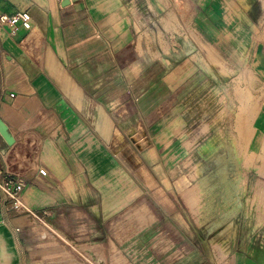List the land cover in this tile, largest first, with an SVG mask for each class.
<instances>
[{"label": "crops", "instance_id": "obj_1", "mask_svg": "<svg viewBox=\"0 0 264 264\" xmlns=\"http://www.w3.org/2000/svg\"><path fill=\"white\" fill-rule=\"evenodd\" d=\"M2 14L31 28L0 26V168L47 216L0 203V264H264V180L249 178L241 226L216 232L225 222L192 211L210 197L188 152L168 149L198 77L185 47L253 61L264 86V0H0ZM138 23L162 27L156 50ZM249 124L264 136V102Z\"/></svg>", "mask_w": 264, "mask_h": 264}, {"label": "rangeland", "instance_id": "obj_2", "mask_svg": "<svg viewBox=\"0 0 264 264\" xmlns=\"http://www.w3.org/2000/svg\"><path fill=\"white\" fill-rule=\"evenodd\" d=\"M138 25L141 31L139 35L148 32L155 38L154 43H146L144 48L156 50L159 46L157 36L162 27H146L147 25L144 26L143 23ZM142 38L147 41L145 36ZM197 48L200 51L202 45ZM185 50L188 54L187 64L191 65L198 77L195 83L180 93L181 102L176 101L179 105L175 109L174 116H179L181 130L176 135L175 141L170 142L168 149L173 147H178L182 151L186 149L185 152L187 151L188 155L181 156L179 161L183 166H187V178L192 181H203L208 187L206 190L207 197H210L208 204L203 205V208L198 206L197 210L192 211L199 214L202 212L205 216L215 219L216 225L225 222L221 230L216 232H230V229H227L231 225L234 230L237 224L241 226V220L240 222L237 220L242 219L244 204L246 206L250 202V206H253L254 201L248 202L246 194L249 178L252 185L259 180H264L262 178L264 177V136L255 135L246 145L245 139H242L238 132V116L242 107L239 98L242 91L250 90L253 97L257 99L258 105L264 102V86L260 77L262 73L257 71L253 61L241 58L228 61L220 58L221 62L216 65L210 59L205 60V56L197 54V51L190 54L191 51L187 47ZM227 73L230 74L227 75ZM253 74L257 80L253 86H249L248 79ZM192 88L195 89L191 91ZM124 111L126 109H122V113ZM132 129L134 128L131 123L125 126L127 131L132 132ZM131 134L138 139V142L146 143L138 134L134 132ZM171 161L172 163L175 161L174 157ZM217 184L225 186L224 194H226L227 185L229 188L230 186L234 188L233 192L229 190L228 197L231 198L229 204H226V199L219 198L218 206L211 205L212 201H216L218 192L221 193L213 189ZM210 186L213 188H209ZM218 220L221 222H217ZM209 225L211 222H208Z\"/></svg>", "mask_w": 264, "mask_h": 264}, {"label": "built area", "instance_id": "obj_3", "mask_svg": "<svg viewBox=\"0 0 264 264\" xmlns=\"http://www.w3.org/2000/svg\"><path fill=\"white\" fill-rule=\"evenodd\" d=\"M20 22L26 28H31L28 14H18L13 17L4 14L0 15V26L15 28ZM25 189L26 181L24 178L12 174L7 169L0 168V203L13 212L28 214L36 220L43 221L47 216L46 212L39 214L23 204L22 194Z\"/></svg>", "mask_w": 264, "mask_h": 264}, {"label": "bare ground", "instance_id": "obj_4", "mask_svg": "<svg viewBox=\"0 0 264 264\" xmlns=\"http://www.w3.org/2000/svg\"><path fill=\"white\" fill-rule=\"evenodd\" d=\"M249 86H253L257 80V77L253 74L249 77ZM257 96V95H256ZM239 100L242 103L238 117V128L241 134V138L245 139L246 145L249 144L253 137L252 125L250 128L249 122L254 119L256 112L258 111L257 99L253 97L251 92H242Z\"/></svg>", "mask_w": 264, "mask_h": 264}, {"label": "water", "instance_id": "obj_5", "mask_svg": "<svg viewBox=\"0 0 264 264\" xmlns=\"http://www.w3.org/2000/svg\"><path fill=\"white\" fill-rule=\"evenodd\" d=\"M65 1V3H68V0H64Z\"/></svg>", "mask_w": 264, "mask_h": 264}]
</instances>
